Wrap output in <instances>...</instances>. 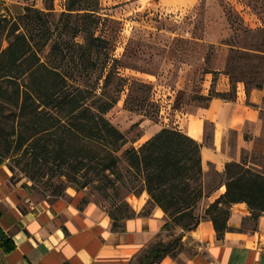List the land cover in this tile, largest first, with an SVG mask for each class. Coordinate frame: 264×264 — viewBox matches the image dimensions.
<instances>
[{"label": "rangeland", "instance_id": "374dc122", "mask_svg": "<svg viewBox=\"0 0 264 264\" xmlns=\"http://www.w3.org/2000/svg\"><path fill=\"white\" fill-rule=\"evenodd\" d=\"M67 3L68 0H0V17L16 20L25 13L26 7L43 11L54 8L50 18V33L54 36L53 41L60 43L63 52L69 55L67 62H72V67L75 58L78 62L74 85L95 92L106 102H116L106 117L125 134L128 141L115 153L119 166L114 173L107 172L87 179L85 170L77 175L74 172L77 165L75 158H71L64 167L49 161L32 163L27 149L17 151L15 147L18 134H14L12 126L15 114L11 111L0 119V153L5 156L14 183L30 192L35 199L54 200L76 192L86 202L100 205L112 218L121 221L131 208V198L141 197L144 193L150 196L145 187L144 175L129 165L127 151L140 149L149 141L152 127L164 123L165 119L170 124L171 117L174 118L176 113H185L192 105H206L208 101L202 96V90L208 73H212L211 91L214 90L218 76L215 69L226 58L227 47L201 42L208 10H212L211 20L219 22L220 18L223 19L232 32L231 38L224 39L223 44L252 51L253 48H264V0H196L195 7L190 8L189 12L156 5L150 10L130 15L123 11L122 5L115 7L107 0H100L101 21L96 36L109 42L103 52L110 50L119 68V74L107 87L104 86V80L97 85L98 75L105 62L104 53L94 52L89 57L87 53L71 47L74 46V38L76 42L86 44L87 35L79 33L73 36L78 18L62 16ZM0 45L5 48L7 40L4 38ZM49 54L50 46L42 58L45 61L52 59L53 56ZM72 55L76 56L72 59ZM230 55L231 50L227 61ZM246 62L244 60L240 65L247 68ZM92 63L96 65L94 69ZM110 64L109 68L114 61ZM259 77L264 79V73ZM96 100L91 99V104ZM233 142L236 144L235 137ZM257 143L260 151L243 150L242 160L247 158L249 162L255 163L249 165L256 172L264 174V137H259ZM94 149L106 155L115 147L101 140ZM89 164L86 170L89 168V171H93V164ZM225 181L226 175H218L214 170L207 177L203 175L205 196L195 208V219L206 218L209 205L207 197ZM154 205L150 196L149 206ZM168 220H173V225L167 244L170 253L175 255L184 248L181 230L187 231L184 228L196 220L186 218L176 223L169 216ZM248 227L256 228V222L246 221L245 228Z\"/></svg>", "mask_w": 264, "mask_h": 264}, {"label": "trees", "instance_id": "16d2710c", "mask_svg": "<svg viewBox=\"0 0 264 264\" xmlns=\"http://www.w3.org/2000/svg\"><path fill=\"white\" fill-rule=\"evenodd\" d=\"M99 2L68 0L66 11L62 14L70 19L78 18L73 36L85 33L87 42L80 44L74 38V46L71 47L87 53L89 57L94 52L104 53L109 43L105 38L96 36L101 21ZM46 10L26 7L25 13L16 20L0 17V43L4 38L8 42L5 48L0 45V119L8 111L15 114L12 126L14 134H18L15 147L17 151L27 149L34 164L49 161L64 167L71 158H75L76 175L85 170L88 179L107 172L114 173L119 166L115 153L128 142L125 134L106 117L116 102H106L95 92L74 85L78 62L75 58L72 67V62H67L69 55L63 52L62 45L53 41L50 18L54 8ZM48 46L49 55L53 58L45 61L42 54ZM104 55L105 62L97 85L104 80L107 87L119 74V68L110 50ZM75 56L72 55V59ZM244 60L249 69L241 66ZM111 61L114 64L109 68ZM91 65L93 69L96 67L93 63ZM226 73L232 83L244 82L248 91L252 87L263 88L264 79H260L259 75L264 73V48H253L252 51L232 49ZM213 97L232 99L234 96L233 92L212 91L205 99L208 101ZM93 98L97 100L91 104ZM101 140L115 149L103 155L94 149ZM126 154L129 165L144 175L145 187L155 205L160 206L176 223L186 218L196 220L184 228L187 231L195 229L201 220L195 219L194 211L205 196L201 144L178 128H164L140 149L132 148ZM0 158L4 160L5 156L0 153ZM89 163L93 164V171L86 170ZM249 163L244 158L241 163L227 164L226 193L206 211V218L213 222L219 239L232 230L228 222L234 204L247 203L251 211L250 219L254 222L264 215V174L256 172ZM11 179L14 183L13 176ZM125 215L124 219L131 218L135 212L130 208ZM112 219L114 227L119 226L120 220ZM172 225L173 220H169L166 228L170 230ZM0 247L5 253L15 249L11 237L1 225ZM169 249L168 244H159L147 254L144 264H154L166 255H172Z\"/></svg>", "mask_w": 264, "mask_h": 264}, {"label": "crops", "instance_id": "0c3cea01", "mask_svg": "<svg viewBox=\"0 0 264 264\" xmlns=\"http://www.w3.org/2000/svg\"><path fill=\"white\" fill-rule=\"evenodd\" d=\"M107 1L115 7L122 5L129 15L156 5L181 12H189L196 5V0ZM211 11L208 10L201 42L227 47L226 58L215 69L218 76L213 91L233 92L234 97H213L206 105H192L187 112L171 117L170 124L165 119V124L152 127L148 138L164 128L180 129L201 144L205 177L211 170L225 176L227 164L241 163L243 150L260 151L257 139L264 137V87L248 91L244 82L232 83L226 73L228 53L245 49L222 43L231 38L232 32L223 19L211 20ZM212 80V73H208L202 96H210ZM11 177L6 161L0 158V225L15 245L10 253L0 247V264H144L153 248L168 243V217L160 206H149L147 193L130 199L135 216L114 227L110 214L76 192L54 200L35 199ZM226 190L225 182L214 189L207 197V208ZM231 212L228 225L232 230L223 238H218L210 219L202 218L195 229L181 230L182 251L154 264H264V215L253 229L245 228L246 221L251 220L247 203L234 204Z\"/></svg>", "mask_w": 264, "mask_h": 264}]
</instances>
